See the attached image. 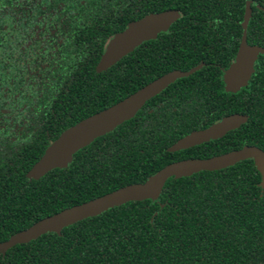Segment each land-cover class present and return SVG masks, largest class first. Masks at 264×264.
Here are the masks:
<instances>
[{"label":"trees","instance_id":"obj_1","mask_svg":"<svg viewBox=\"0 0 264 264\" xmlns=\"http://www.w3.org/2000/svg\"><path fill=\"white\" fill-rule=\"evenodd\" d=\"M13 1L0 0V10ZM256 2L264 7V0ZM244 6L245 0H88L82 7L90 15L77 17L74 46L56 69L60 76L37 105L27 106V123L0 121V242L65 208L144 182L172 162L243 146L264 150V55H257L238 91H226L224 82L240 45ZM164 9L180 17L97 70L115 32ZM246 39L264 50V10L254 4ZM195 66L132 118L75 152L66 167L37 179L28 175L66 128L169 71ZM233 113L247 120L222 137L170 150L187 133ZM0 264H264V176L248 158L171 177L157 199L128 201L60 233L0 250Z\"/></svg>","mask_w":264,"mask_h":264},{"label":"water","instance_id":"obj_2","mask_svg":"<svg viewBox=\"0 0 264 264\" xmlns=\"http://www.w3.org/2000/svg\"><path fill=\"white\" fill-rule=\"evenodd\" d=\"M250 15V4L247 3L242 23L243 31L240 45L234 61L224 73L225 87L227 86L228 89L233 91L247 83L253 71V64L257 55L259 53L264 54L263 49L251 47L247 43L246 34ZM177 17L178 13L170 10L148 14L130 22L125 29L115 33L108 40L97 63V70H106L123 56L133 51L143 41L156 38L158 33L166 31ZM197 69L198 67L195 66L188 70L169 71L111 106L66 128L46 147L41 157L29 170L28 175L37 179L54 168L66 167L71 162L74 153L79 149L132 118L147 100L160 93L170 83L189 76ZM246 120L247 116L239 113L223 116L217 122L205 128L193 130L179 138L170 146V150L186 149L222 137L228 131L239 127ZM248 158L254 160L257 168L264 176V150L257 146H243L240 149L208 158H189L175 161L151 174L144 182L120 187L38 220L30 227L16 232L7 240L0 242V250H5L17 243L28 242L48 232L60 233L64 227L70 224L87 217L99 215L128 201L149 198L155 200L159 197L165 182L171 177L188 176L200 170H218Z\"/></svg>","mask_w":264,"mask_h":264},{"label":"flooded vegetation","instance_id":"obj_3","mask_svg":"<svg viewBox=\"0 0 264 264\" xmlns=\"http://www.w3.org/2000/svg\"><path fill=\"white\" fill-rule=\"evenodd\" d=\"M87 1L14 0L13 5L1 8L0 121L13 123L15 127L18 122L27 123L24 118L27 106L33 108L32 104L37 105L42 92L60 76L56 69L61 67L71 46H74L72 34L77 17L90 15V12L83 11ZM247 3L250 4L251 15L253 4L262 9L256 0H245L243 20ZM170 10L178 13L177 19L180 17L176 9H164L145 13L138 19ZM126 12L130 13V10ZM226 91L232 90L226 86Z\"/></svg>","mask_w":264,"mask_h":264}]
</instances>
